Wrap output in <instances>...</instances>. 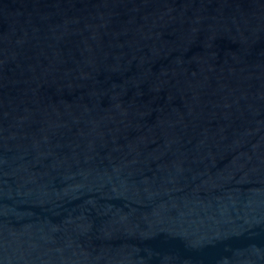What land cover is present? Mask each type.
<instances>
[{
  "label": "water",
  "instance_id": "95a60500",
  "mask_svg": "<svg viewBox=\"0 0 264 264\" xmlns=\"http://www.w3.org/2000/svg\"><path fill=\"white\" fill-rule=\"evenodd\" d=\"M0 264H264V0H0Z\"/></svg>",
  "mask_w": 264,
  "mask_h": 264
}]
</instances>
